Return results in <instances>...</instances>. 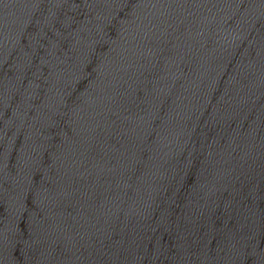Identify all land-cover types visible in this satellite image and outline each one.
Segmentation results:
<instances>
[{"label":"water","instance_id":"obj_1","mask_svg":"<svg viewBox=\"0 0 264 264\" xmlns=\"http://www.w3.org/2000/svg\"><path fill=\"white\" fill-rule=\"evenodd\" d=\"M0 264H264V0H0Z\"/></svg>","mask_w":264,"mask_h":264}]
</instances>
